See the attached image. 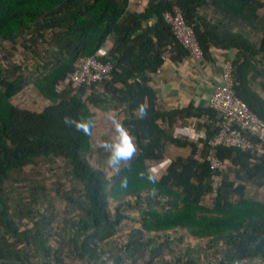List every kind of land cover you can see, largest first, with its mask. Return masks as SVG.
<instances>
[{"label":"trees","instance_id":"16d2710c","mask_svg":"<svg viewBox=\"0 0 264 264\" xmlns=\"http://www.w3.org/2000/svg\"><path fill=\"white\" fill-rule=\"evenodd\" d=\"M137 1L131 10L130 0H0V50L5 43L21 45L27 60L0 62V264H29L32 255L41 264H65V255L72 264L264 260V143L248 135L250 150L215 148L227 171L210 202L218 173L209 167L208 141L219 132L218 113L209 106L166 110L151 86L165 64L162 55L173 61L189 55L164 19L178 7L204 59H212L214 47L237 51L233 89L264 120V0ZM208 4L228 21L250 23L261 37L223 28V21L201 13ZM93 55L112 64L110 73L58 91L76 62ZM30 85L47 102L41 111L14 102ZM91 107L118 109L120 126L134 142L135 152L111 175L92 162ZM191 118L206 137L175 138L174 129ZM172 148L190 153L171 158L161 178L152 176L149 168L168 159ZM40 162L56 175L63 171L56 194L76 213L59 227L37 206L46 187L29 186L25 194L16 186V174ZM251 187L260 190L257 197ZM14 190L26 199L15 209L9 196ZM23 218L32 227L23 228ZM129 224L135 226L120 232Z\"/></svg>","mask_w":264,"mask_h":264},{"label":"built area","instance_id":"2783aa9c","mask_svg":"<svg viewBox=\"0 0 264 264\" xmlns=\"http://www.w3.org/2000/svg\"><path fill=\"white\" fill-rule=\"evenodd\" d=\"M164 19L189 56L197 61L203 60L204 54L194 29L185 22L181 10L175 7L173 11L164 15ZM105 51V49L100 51L99 55L104 54ZM99 55L79 59L76 62L75 69L68 74L65 80L57 84V90L63 91L70 85L78 88L84 84L102 81L110 73L112 64L102 61ZM162 60L166 63L168 56L166 54L162 55ZM161 71L162 68L158 69L156 74L161 73ZM232 71V62H227L222 69V84L214 86L209 97L208 106L216 111L220 117L219 132L213 139L208 141V145L212 149L207 156L209 167L211 171L218 173L214 188L210 194V202L217 196L218 189L224 179V173L227 171L226 163L217 157L215 148L219 145H225L242 150H250L253 144L249 140L248 135L264 143V120L260 119L249 108L247 103L235 94ZM198 123V121H192L187 126L176 127L173 132L174 137L199 142L206 135L198 128ZM259 153L264 154V150L260 149ZM170 165L171 159H166L152 165L149 168V172L152 176L161 178L167 173ZM231 264H250V260H236Z\"/></svg>","mask_w":264,"mask_h":264},{"label":"rangeland","instance_id":"374dc122","mask_svg":"<svg viewBox=\"0 0 264 264\" xmlns=\"http://www.w3.org/2000/svg\"><path fill=\"white\" fill-rule=\"evenodd\" d=\"M135 6L132 4L130 9L134 10L136 8ZM262 16H264V10L262 11ZM24 55L25 50L22 48L21 45L13 46L11 43H5L4 48L0 50V62L17 61L19 63H26L27 60L25 59ZM14 102L22 108H26L33 111H41L47 106L46 101L42 98V96L32 85H30L28 89H26L22 94L17 96ZM91 109L93 111L96 124V136L94 140L93 149L94 156L92 157V162L99 166H102V168L105 169L106 173L108 175H111L116 167L109 165L108 161L115 146L121 143L120 131L118 130L117 126L121 128L120 118L122 117V113L118 109L112 108L107 110H100L95 107H91ZM130 143L133 146V150L131 152L132 154L135 152V146L131 138ZM104 145H107V147H105ZM100 149L104 150V152H102L103 154L98 153V150ZM189 151V149L179 151L178 149L172 148L169 150L167 157L168 159H173L177 155L187 156L189 155ZM98 160L99 163H96ZM44 165V163L40 162L37 165L35 164L26 166L22 171L16 174V178L19 179V182H16V186H19V191H23L25 194L27 193V188L29 186L46 187L44 198L45 200L42 205L37 206H39L40 210L43 212H47L48 210L47 215L54 216L53 226L59 227L63 225L66 218L73 216L76 213L73 212V210L66 205L64 200L56 194V188L58 187L56 182L58 180V176H60L63 171H59L56 175L55 172L49 171L48 168ZM63 181V189H68L70 187V182L67 179H64ZM251 189V192L253 194L255 193L256 195L257 188L251 187ZM258 191L260 192L259 189ZM9 196L11 199V207L13 209H15L14 204H16V202L22 199L24 201L26 200L23 196H19V194L15 190L9 191ZM23 223V228L32 227L30 221L25 218H23ZM133 226H135V224H129L128 226H126V228H124V231L120 232L126 234L125 232L129 231L131 228H133ZM187 240L190 241L189 243L191 244H198L196 243V241H192L189 238ZM50 244L54 248H58L60 250L59 242H56L54 238H51ZM203 246L205 247V243H203ZM64 248L66 249V246ZM64 258L65 264H72L73 261L70 259V257L65 255ZM29 264H41V261L39 260V258L32 255L29 258ZM250 264H264V260H250Z\"/></svg>","mask_w":264,"mask_h":264},{"label":"crops","instance_id":"0c3cea01","mask_svg":"<svg viewBox=\"0 0 264 264\" xmlns=\"http://www.w3.org/2000/svg\"><path fill=\"white\" fill-rule=\"evenodd\" d=\"M130 1V8L132 4L136 5L135 7L137 8L138 1ZM218 12V10L209 4L201 11L202 14L206 13L211 18L217 19L218 22L223 21L222 27L225 29L240 32L255 41H258L261 37L260 32H255L250 23H246L243 20L228 21ZM107 45L111 47V41H108ZM236 54L237 51L233 49L224 50L214 47L211 52L212 59L210 60L203 59L197 61L189 55L178 61L168 59L162 67L161 73L154 74L151 81V86L157 93L158 103L166 110L183 109L189 106L195 108L208 107L212 89L214 86L222 84L221 74L224 65L227 62H232ZM192 121L198 120L191 118L181 126H187ZM95 136L96 124L94 138ZM101 150L102 152L104 151L103 149L99 151ZM256 190L258 191V189ZM257 191L256 197L260 194Z\"/></svg>","mask_w":264,"mask_h":264},{"label":"clouds","instance_id":"9594fccd","mask_svg":"<svg viewBox=\"0 0 264 264\" xmlns=\"http://www.w3.org/2000/svg\"><path fill=\"white\" fill-rule=\"evenodd\" d=\"M118 130L120 131V140L121 143L117 144L109 158V165L116 167L118 166V164L120 163V161L122 159H125L127 157H129V155L131 154L132 150H133V146L130 143V138L129 136L124 132L123 129L119 128ZM87 130V129H85ZM105 147H107V145H104Z\"/></svg>","mask_w":264,"mask_h":264}]
</instances>
